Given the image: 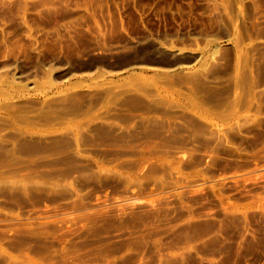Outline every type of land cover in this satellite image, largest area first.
Here are the masks:
<instances>
[{"label": "rangeland", "instance_id": "1", "mask_svg": "<svg viewBox=\"0 0 264 264\" xmlns=\"http://www.w3.org/2000/svg\"><path fill=\"white\" fill-rule=\"evenodd\" d=\"M0 264H264V0H0Z\"/></svg>", "mask_w": 264, "mask_h": 264}]
</instances>
